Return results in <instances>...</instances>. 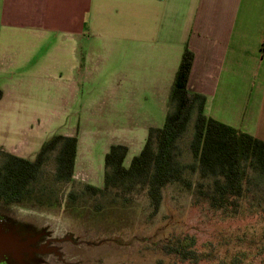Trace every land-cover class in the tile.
I'll list each match as a JSON object with an SVG mask.
<instances>
[{
	"label": "rangeland",
	"instance_id": "1",
	"mask_svg": "<svg viewBox=\"0 0 264 264\" xmlns=\"http://www.w3.org/2000/svg\"><path fill=\"white\" fill-rule=\"evenodd\" d=\"M21 33L0 31V57L8 56L12 63L6 73L22 83L14 103L0 101V146L22 142L8 153L34 160L42 143L74 131L82 133V162L87 158L86 146L93 149L87 166L80 164L69 182L56 181L57 153H51L31 187L32 196L22 205H0V217L29 224L50 238L69 234L80 242L63 245V262L50 258L47 264L263 263L264 189H251L237 211L223 212L199 204L193 190L173 183L163 190L156 214L146 192L126 200L115 193L106 197L86 193V185L103 187L109 144L130 146L129 165L147 138L146 112L157 121L166 117L168 101L162 106L160 94L141 88L147 80L153 82L150 86H162L159 83L167 75L135 74L123 58H109L96 48L88 51L87 42L78 44L85 46L81 62L82 54L74 52L76 44L63 42L57 34ZM70 81L77 83L76 93L61 85ZM193 126L179 142V159L185 165L194 162ZM185 178L197 180L190 171ZM185 239L191 240L199 261H184L174 252L178 241Z\"/></svg>",
	"mask_w": 264,
	"mask_h": 264
},
{
	"label": "crops",
	"instance_id": "2",
	"mask_svg": "<svg viewBox=\"0 0 264 264\" xmlns=\"http://www.w3.org/2000/svg\"><path fill=\"white\" fill-rule=\"evenodd\" d=\"M0 31L57 34L76 44L81 62L85 46L78 44L87 42L88 51L123 58L135 74H166L162 86L147 80L141 88L160 94L162 106L187 47L195 56L188 87L206 97V115L264 141V0H0ZM7 58L0 57L1 102L12 104L22 83L7 75L5 68L12 65ZM61 85L71 94L77 91L74 81ZM146 115L147 135L150 128L163 126L166 117L157 121ZM59 135L78 139L76 174L80 164L87 166L93 149L86 146L82 162V133ZM21 143L0 148L14 152ZM115 144L107 146L106 154ZM125 146L128 160L130 146Z\"/></svg>",
	"mask_w": 264,
	"mask_h": 264
},
{
	"label": "trees",
	"instance_id": "3",
	"mask_svg": "<svg viewBox=\"0 0 264 264\" xmlns=\"http://www.w3.org/2000/svg\"><path fill=\"white\" fill-rule=\"evenodd\" d=\"M194 59L193 52L186 47L169 94L170 111L163 126L149 129L142 151L129 165L126 164L128 147L112 145L104 159L103 187L86 185V193L103 197L115 193L126 200L146 192L156 214L163 201V190L173 183L193 190L199 204L223 212L237 211L240 200L251 189H264V141L206 115V97L188 87ZM3 97L0 89V101ZM191 123L194 132L190 151L194 162L185 165L179 159V142ZM54 152L57 153L55 179L69 182L75 174L77 137L53 136L42 145L34 160L0 148V205L24 204L32 196L31 187ZM187 171L197 176L196 182L185 178ZM69 196L73 197V193ZM174 252L184 261L201 259L192 250L189 239L178 241Z\"/></svg>",
	"mask_w": 264,
	"mask_h": 264
},
{
	"label": "water",
	"instance_id": "4",
	"mask_svg": "<svg viewBox=\"0 0 264 264\" xmlns=\"http://www.w3.org/2000/svg\"><path fill=\"white\" fill-rule=\"evenodd\" d=\"M9 216L0 217V261L9 264H37V255L45 254L41 245L46 233L29 228Z\"/></svg>",
	"mask_w": 264,
	"mask_h": 264
},
{
	"label": "flooded vegetation",
	"instance_id": "5",
	"mask_svg": "<svg viewBox=\"0 0 264 264\" xmlns=\"http://www.w3.org/2000/svg\"><path fill=\"white\" fill-rule=\"evenodd\" d=\"M80 242L74 240L69 234L61 237L50 238L49 236H44L41 245L46 246V253L37 255V264H47L50 258H57L59 261H64L63 245L71 244L77 245ZM0 264H9L6 260L0 261Z\"/></svg>",
	"mask_w": 264,
	"mask_h": 264
}]
</instances>
